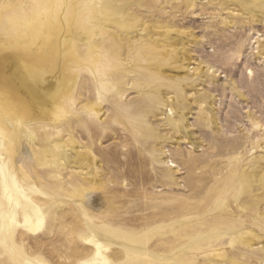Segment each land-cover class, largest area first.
Instances as JSON below:
<instances>
[{
  "label": "rangeland",
  "instance_id": "rangeland-1",
  "mask_svg": "<svg viewBox=\"0 0 264 264\" xmlns=\"http://www.w3.org/2000/svg\"><path fill=\"white\" fill-rule=\"evenodd\" d=\"M17 2L35 6L12 8V31L0 36V67L15 61L19 96L0 82L13 107L0 113L33 135L35 163L20 183L35 186L44 226L29 234L13 224L20 210L0 175V264L90 262L87 237L107 257L94 264H264V0H105L110 13L89 44L104 74L84 67V45L63 35L55 0ZM43 25L54 34L44 47ZM60 48L82 65L72 70ZM37 73L61 83L33 102ZM21 101L34 111L17 119ZM9 146L0 137L1 162ZM85 151L104 198L97 209L78 191L92 168L63 159Z\"/></svg>",
  "mask_w": 264,
  "mask_h": 264
},
{
  "label": "bare ground",
  "instance_id": "bare-ground-1",
  "mask_svg": "<svg viewBox=\"0 0 264 264\" xmlns=\"http://www.w3.org/2000/svg\"><path fill=\"white\" fill-rule=\"evenodd\" d=\"M54 5L59 10V20H61V22H59V26L62 27L64 30L63 35H71L72 38L81 42L84 45V67L93 74H98L100 71L102 74H104V69H98L99 66L101 68L103 67L101 63H99V65L94 66V60L92 59V52L90 50L89 44L90 38L92 37L94 30L99 27H103L101 22H105V20L101 19H103L106 14L110 13V11H106L105 0H55ZM115 13L117 14L118 12ZM50 30L51 29L46 25L38 26L36 28V32L38 35L37 38L42 47L49 45V35L53 34ZM128 33L129 32L127 31L125 35H127ZM61 44H63V37ZM72 44L74 45V43ZM24 53V56L28 57L29 61H34L32 60L33 54H31L29 51H25ZM59 53L64 56L65 59L68 60L72 70L73 68H78L83 63L81 62V60L78 59L74 48L69 50L67 53L63 52L60 48ZM57 56L59 57L58 54ZM57 60L59 61V59ZM14 64V60H8L3 62V65L0 67V69H2V71L0 72V82L4 86H6V89L11 93V98L14 100L15 103H17V98H19L17 93L18 90L11 79V75H13V72H15ZM76 76L77 75L74 74V76L72 77L73 81L68 86L66 91H63L60 95L57 93L59 95L57 97L58 103H66V99L74 91L73 87L75 85L74 81L76 80ZM60 83L61 79L53 83H43L40 81L39 75L37 77H31V79L28 80L27 83V85L30 86L28 93L30 94L29 97L33 102H39L38 100L43 98L45 100L46 97H50L54 94L56 88L60 86ZM24 88L26 89L25 86ZM100 88L105 91V93L110 91V88L104 86L103 84L100 85ZM98 93L100 95L99 98H101V91ZM19 106L20 113H16V111H13L12 117L20 119L30 113H33L34 111L33 108L27 105L26 102H19ZM10 108L13 109V107ZM90 111L100 113L101 107L94 105L92 106ZM1 113L0 137L1 139H7L9 141V147L11 148V150H9L11 151L10 161H0V175L2 177L1 182L3 183V189L5 194L4 196L7 198V201L9 200L14 205V208H18L20 210V218H17L15 215H13L11 217V221L15 226L22 228L29 234H37L42 230L44 226V220L41 213V209L30 195L33 192H37V190L35 186L27 185L28 187H24L22 185L24 181L22 182V184L20 183V179H25V177H27L26 170L30 172L31 167L34 166L33 164L35 163V158L33 157V152L30 146V143L33 140V135L31 134L27 126L24 125V122L20 121L15 123L10 119L11 115H3ZM118 120L119 122L122 121L121 118H119ZM127 120H130L131 122L130 118H128ZM177 129H179V131L182 129L180 124H177ZM63 159L67 160L68 162H73L78 167L82 169H87V171L89 168H92L93 164L95 165V157L90 151H85V154L83 156L82 154L77 153L74 158H71L69 155H65ZM89 180L91 182V185L89 187H83L82 189H78V191L81 192L80 196L82 198V203L85 207H93L97 209L99 206H102L104 204V198L100 192L101 187L97 183L98 177L95 174L94 168H92L90 172ZM22 200L25 201V205L22 203ZM85 243L91 244L96 249V255L92 261L83 262L82 264H94L98 261L104 263L107 260V257L104 256L101 252L100 243L96 242L95 240L89 237L85 238Z\"/></svg>",
  "mask_w": 264,
  "mask_h": 264
},
{
  "label": "clouds",
  "instance_id": "clouds-1",
  "mask_svg": "<svg viewBox=\"0 0 264 264\" xmlns=\"http://www.w3.org/2000/svg\"><path fill=\"white\" fill-rule=\"evenodd\" d=\"M7 7L4 6L5 0H0V36L7 37L10 35L12 28L10 26V16L9 12L12 8L21 7H34L35 5H30L27 3H19L17 0H6ZM12 105V102L8 98L7 94L0 90V108H8Z\"/></svg>",
  "mask_w": 264,
  "mask_h": 264
}]
</instances>
